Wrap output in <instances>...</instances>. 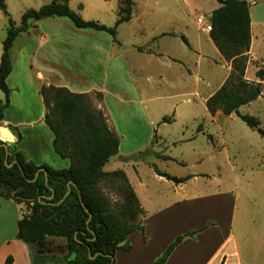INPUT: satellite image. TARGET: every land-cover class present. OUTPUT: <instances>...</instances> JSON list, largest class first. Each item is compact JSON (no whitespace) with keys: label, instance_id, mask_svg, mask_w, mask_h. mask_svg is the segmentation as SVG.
I'll use <instances>...</instances> for the list:
<instances>
[{"label":"rangeland","instance_id":"rangeland-1","mask_svg":"<svg viewBox=\"0 0 264 264\" xmlns=\"http://www.w3.org/2000/svg\"><path fill=\"white\" fill-rule=\"evenodd\" d=\"M69 1L72 10L84 20L97 21L108 27L115 26L122 6L121 0ZM133 1L132 19L118 26L115 39L105 32L79 29L68 18H48L36 24L38 28L42 23L46 24L43 27L51 22L60 24V27H54L57 38L113 40L114 50L125 57L128 65L129 70H125L111 61L106 63L107 68L103 70L98 67L99 59L88 61L78 54L73 66L68 68L56 57L59 51L55 52L56 55L52 48L47 47L39 53L43 61L56 64L55 68L70 81H84V88L87 89L95 84L107 93V103L112 107V125L108 121L107 124L120 138V155L106 165L105 171L122 170L125 173L144 210L139 220L146 225L148 238L144 240L140 232L132 233L129 241L133 249L128 253L122 251L119 262L151 264L170 245H167L169 241L172 243L178 236L213 222L225 221L227 214L234 210L235 243L239 246L241 258L229 259L228 264H250L249 258L252 257L248 252L252 238L245 234L244 229L264 225V138L250 128L239 114L256 117L264 129V85L261 96L240 107L239 114L225 116L218 110L214 116L210 115L204 99L208 98L209 92L222 86L229 71L226 60L208 33L201 29L197 18L200 15L209 18L216 0H194L193 8L186 7L182 0H178V5L169 3L170 0ZM5 2L9 17L19 26L26 10L39 9L52 0ZM258 3V6L252 5L251 10L253 13L260 11L264 16V1L258 0ZM9 17L0 11V39L3 42L7 37ZM169 33L174 35L169 36ZM254 33L257 37L254 46L256 62H252L251 74L255 72L256 76L258 70L264 69V26L257 24ZM32 34L24 59L34 52L42 40V34ZM182 37L192 43L197 49L196 53L189 50ZM138 49L144 52L141 54ZM165 50L185 56V60L193 62V65L198 60V53L202 55L201 99L191 97V103H182L180 101L188 100V97H176L175 100L165 98L166 94L182 93L181 87L194 83L184 78L181 66H175L178 70L172 73L165 71ZM148 51H152L154 57L149 56ZM165 75L168 84L165 83ZM171 82L179 88H173ZM96 94L87 93L92 106L102 111L106 118L99 106L102 97ZM20 99L21 95H17V101ZM25 99L33 102L28 96ZM12 113L18 116L19 111L14 108ZM164 118L168 121H163ZM199 129L202 131L199 132ZM0 130L5 128L0 126ZM42 138V142L47 140L45 135ZM157 171L188 180L181 187L175 183L166 184L165 180L158 178ZM122 186L120 177L105 178L100 184L113 210L124 201ZM189 198L193 202H189ZM23 211L27 213L24 205ZM163 211H167L168 220L157 217ZM221 238L220 233L211 234L209 239L190 246L197 253V264L207 260L209 264H220L217 259L211 260L213 256L206 253V247L213 248L211 243H218ZM45 247L56 252L53 264L57 260L64 261L67 253L64 245L59 250L56 243L50 241ZM223 248L222 257L228 251H225V245ZM31 249L33 256L37 254L36 257H41L37 253L41 250L39 247L33 246ZM50 257L42 256V259L48 263ZM261 259L264 260L263 257ZM261 259L258 264H262Z\"/></svg>","mask_w":264,"mask_h":264},{"label":"trees","instance_id":"trees-1","mask_svg":"<svg viewBox=\"0 0 264 264\" xmlns=\"http://www.w3.org/2000/svg\"><path fill=\"white\" fill-rule=\"evenodd\" d=\"M69 2L52 0L39 9H28L17 26L9 17L5 0H0V10L9 17L0 64V89L5 95V100L0 101V126L10 106L11 89L7 79L13 70L11 50L21 33L42 20L61 17L68 18L79 29L105 32L115 39L118 26L131 21L135 5L133 0H121L116 24L108 27L97 21L84 20L72 10ZM216 2L219 8L209 16L212 24L210 38L221 56L231 63L232 70L225 83L208 99L206 107L210 115L214 116L220 110L223 115L230 116L239 114L240 107L261 96L264 69L256 72L260 82L246 79L251 48L248 1ZM182 38L188 44L185 37ZM40 94L46 108L44 121L53 134L54 151L61 159L69 160L70 166L66 169L38 166L14 145L8 146L6 163L7 151L0 140V198L12 199L27 208V213L19 220L17 238L31 248L39 247L49 239H61L67 252L64 256L66 264H113L117 251L133 249L129 241L132 233L140 232L147 240L146 227L139 220L144 210L125 173L122 170H104L119 153L120 138L108 127L103 112L92 106L90 95L52 85L42 86ZM239 116L264 138V129L256 117ZM161 158L169 159L167 156ZM39 169L46 172H39ZM157 174L177 185L188 180L159 171ZM108 177L123 180L124 201L115 210L100 188L101 182ZM70 183L74 185L65 197ZM209 226L178 236L151 264H166L183 241L195 238ZM221 264H225V258Z\"/></svg>","mask_w":264,"mask_h":264},{"label":"crops","instance_id":"crops-1","mask_svg":"<svg viewBox=\"0 0 264 264\" xmlns=\"http://www.w3.org/2000/svg\"><path fill=\"white\" fill-rule=\"evenodd\" d=\"M182 1L186 5V7H194V0ZM169 3L177 5L179 4L178 0H170ZM258 4L259 3H257L255 6H258ZM251 6L252 5H250L251 48L248 53L249 62L246 70V79L251 82H260V80L255 76V72L251 74V65L252 62H256L254 59V46L257 42V37L254 33V29L257 24H261L264 26V16H262L260 11H256L255 13H253L251 10ZM217 8H219V4L216 2L211 10V14ZM54 23L55 22L48 23L46 27H43V25L46 24L42 23L41 27L39 28L36 24H34V26H32L27 32L21 33L14 42L11 50L13 70L7 79V84L11 89L10 106L5 111L4 120L1 123V126H3L5 128V131H7V133L9 134L8 136L11 137V140L7 141L8 139L1 135L0 140L6 142L8 146L14 145L19 151H22L29 160L33 161L38 166L47 165L54 169H66L70 166V161L61 159L55 153L53 148V134L44 121L46 108L43 102V98L40 94L41 87L52 85L56 87H65L71 92L78 94H87L91 92L101 94L102 101L100 102L99 106L102 110H104L107 121L110 125H112L110 119V112L112 107L107 103V93L105 90L96 86L95 84L89 85L90 87L89 89H87L84 88V81H82V83L70 81L71 79L69 77L55 68L56 64L52 63L51 61H43L39 57V53H41V51L43 49H46L47 47L52 48L53 53L59 51L58 55L55 53L57 55L56 57H58L59 61L64 63L68 68H71L73 66L74 58H76V55L78 54L82 55L80 56V58H86L88 61L95 58L99 59L100 64L98 65V67L103 68V70H106L107 68L106 63H111V61L114 62V65L116 67L124 68L125 70H129V68L125 63V57L121 53H117L114 50L115 41L97 38H87L85 40H75L62 37L57 38L56 36L58 34L55 32L56 29H54V27H60V24ZM32 32H34V34H42L40 36L42 40L41 43L38 44L34 52H31L32 54H29L27 56V59H24V57H26V46L31 41L30 38ZM168 35L171 36L174 34L169 33ZM208 35L210 36V33H208ZM185 39L187 40V38ZM187 42L189 50L196 53L197 49L189 40H187ZM54 46L59 47V49L57 47L54 48ZM14 50H16V56ZM138 50L141 54L142 52H144V50ZM2 54L3 40L0 39V64ZM148 54L149 56L154 57L152 51H148ZM84 55L86 57H84ZM201 58L202 55L198 53V60L193 65V62L185 60V56H178L177 54L172 53L171 50H165V71L172 73L178 70L175 68V66H181V68H183L182 70H184V78H189L194 82L193 84L191 83L190 86L181 87L180 89L181 91H183L182 93H172L173 95L171 96H166L170 95L166 94L165 98L175 100L174 98L176 97H188V100L180 101L182 103H191V97L199 99L202 98ZM226 66L229 74L226 76L224 82L226 81L232 70L230 62L226 61ZM126 74L129 75L130 72L127 71ZM166 79L167 77L165 75V83L168 84ZM171 86L176 89L179 88L176 86V84H173V82H171ZM216 91L209 92V96L208 98L204 99V102L206 103ZM17 95H21L20 101H17ZM26 96L30 97L33 102L27 101L25 99ZM4 100L5 95L0 89V101L3 102ZM177 105H179V103ZM14 108L15 110L19 111L18 116H15L12 113ZM43 135H45L47 139L44 142H42ZM118 155H120V150L116 156ZM157 176L159 179L165 180L166 184L173 183L159 176L158 174ZM178 186L181 187V184H179ZM185 199L187 198H183L184 202L186 201ZM191 200L192 199H190L189 202H193ZM166 212L167 211H163L157 217L162 220H168V214H166ZM23 214V205L16 203L12 199L0 198V264H7V261L8 264H53V260L56 259V257H54V254L56 252H54L51 248H46L45 245L50 241H54L57 245V249L60 250L63 245L62 240L61 243H57V240H47L46 244L43 243L42 246L39 245V248L41 250L37 253L41 257H36L37 254L33 256L31 247L17 238L18 223L19 220L23 217ZM234 218L235 212L233 210V212L231 211V214L230 212L227 214L225 221L213 222V224H211L206 230L198 234L195 237L196 239L188 238L183 241L172 253L166 264H197V253H195L190 246L194 247L203 239H209L211 234L216 235L217 233H220L222 235V238L218 241V243H211L213 245V248L206 247V253L213 256L211 260L217 259L221 264L222 259L225 258V264H228L229 259H234V257L240 259L241 257L239 246L235 243L237 234L234 231ZM144 226L146 227L145 224ZM244 231L246 235L252 238L251 242L249 243L250 250L248 252L252 257L249 258V260L251 261L250 264H256L257 262L260 263L261 257H263L264 259V225L259 228L248 226L244 229ZM224 239L225 243H223ZM169 244H171V241L167 243V245ZM224 245L225 251L226 249H228V251L226 252V255L222 257ZM217 247H220V249H217ZM121 252L122 250L116 252L114 258L115 264H121L119 262V254ZM123 252L128 253L126 251ZM48 255L51 256V261L46 263L42 259V256L45 257ZM256 258L257 261L255 260ZM261 262L263 264L264 260L261 259ZM209 263L210 262L207 260L202 264ZM56 264L66 263L64 261L57 260Z\"/></svg>","mask_w":264,"mask_h":264},{"label":"built area","instance_id":"built-area-1","mask_svg":"<svg viewBox=\"0 0 264 264\" xmlns=\"http://www.w3.org/2000/svg\"><path fill=\"white\" fill-rule=\"evenodd\" d=\"M248 2H251L252 3L251 5H256L258 3V0H251ZM197 23L199 24V26L204 32L210 33L212 31V24L209 18H207L205 15H200L197 18Z\"/></svg>","mask_w":264,"mask_h":264},{"label":"water","instance_id":"water-1","mask_svg":"<svg viewBox=\"0 0 264 264\" xmlns=\"http://www.w3.org/2000/svg\"><path fill=\"white\" fill-rule=\"evenodd\" d=\"M0 135L1 136H4V137H6L8 140L7 141H10L11 140V137L10 136H8L9 134L7 133V131H5V133L4 132H2L1 130H0ZM3 147H5L6 148V151H7V157H6V163H7V159H8V144L6 143V142H4V144L2 145ZM8 167H12V165H8ZM40 171H44V172H46L45 171V169H39V172ZM39 172H38V174H39ZM37 174V175H38ZM72 185H74L73 183H70V185H69V190H68V192H67V194L65 195V197L70 193V191H71V186ZM64 197V198H65ZM57 243H61V239H57ZM43 245V243H40V246H42ZM42 253H44V252H42ZM90 255H91V252H90ZM113 264H114V259H113Z\"/></svg>","mask_w":264,"mask_h":264},{"label":"bare ground","instance_id":"bare-ground-1","mask_svg":"<svg viewBox=\"0 0 264 264\" xmlns=\"http://www.w3.org/2000/svg\"><path fill=\"white\" fill-rule=\"evenodd\" d=\"M2 132H4V133H5V130H2Z\"/></svg>","mask_w":264,"mask_h":264}]
</instances>
